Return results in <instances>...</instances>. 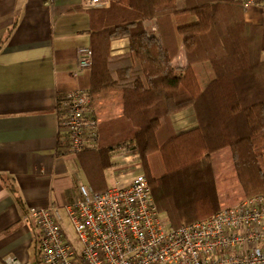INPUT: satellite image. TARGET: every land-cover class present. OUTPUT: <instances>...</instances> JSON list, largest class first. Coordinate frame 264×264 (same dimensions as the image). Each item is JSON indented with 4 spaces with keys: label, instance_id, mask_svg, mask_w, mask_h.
Wrapping results in <instances>:
<instances>
[{
    "label": "trees",
    "instance_id": "obj_1",
    "mask_svg": "<svg viewBox=\"0 0 264 264\" xmlns=\"http://www.w3.org/2000/svg\"><path fill=\"white\" fill-rule=\"evenodd\" d=\"M92 12L89 87L120 88L123 112L100 125L97 149L79 153L85 182L105 189L113 156L131 145L158 208L179 228L224 207L212 154L229 148L239 201L264 193V23L248 21L236 0H109ZM150 17L161 43L144 27ZM120 37L130 49L114 55ZM181 44L185 67L174 65ZM187 107L198 125L178 133L172 115Z\"/></svg>",
    "mask_w": 264,
    "mask_h": 264
},
{
    "label": "crops",
    "instance_id": "obj_2",
    "mask_svg": "<svg viewBox=\"0 0 264 264\" xmlns=\"http://www.w3.org/2000/svg\"><path fill=\"white\" fill-rule=\"evenodd\" d=\"M103 1L95 5L91 0H0V258L32 261L40 231L27 216L29 209L54 204L67 214V205L79 197V184L85 183L80 152L68 151L62 141V96L77 88L88 89L99 128L123 112L120 88H90L88 69H78V49L91 46L92 11L109 5V0ZM244 12L248 21L264 23V0ZM144 27L163 41L155 17L145 19ZM110 45L112 54H121L129 51L130 40L115 38ZM174 65H187L183 44ZM172 121L178 133L198 125L193 107L174 113ZM212 159L222 204L220 185L226 184V175L236 177L232 154L224 148L214 152ZM125 160L115 154L105 180L106 171L142 170L141 164ZM123 174L116 177L127 183L131 175Z\"/></svg>",
    "mask_w": 264,
    "mask_h": 264
},
{
    "label": "built area",
    "instance_id": "obj_3",
    "mask_svg": "<svg viewBox=\"0 0 264 264\" xmlns=\"http://www.w3.org/2000/svg\"><path fill=\"white\" fill-rule=\"evenodd\" d=\"M236 1L245 10L258 2ZM103 2L91 0L95 5ZM92 63L91 46H81L79 71L91 68ZM91 102L88 89L77 88L62 96V141L72 153L99 147V123L90 110ZM131 147L126 145L116 155L124 150L126 160L131 153L139 157ZM136 162L140 164L139 159ZM122 173L131 175L127 183L117 178L114 185L100 191L79 184V197L66 207L76 239L66 233L59 206L29 209L27 216L40 231L43 264H264V193L173 228L158 208L144 171ZM0 264L34 263L9 256L0 258Z\"/></svg>",
    "mask_w": 264,
    "mask_h": 264
},
{
    "label": "rangeland",
    "instance_id": "obj_4",
    "mask_svg": "<svg viewBox=\"0 0 264 264\" xmlns=\"http://www.w3.org/2000/svg\"><path fill=\"white\" fill-rule=\"evenodd\" d=\"M122 152H120L121 156H125L126 152L124 150ZM131 155H132L131 158L128 160H125V162H128L132 165L133 162L138 161L139 157L136 158L135 156H133L134 155L133 153H131ZM128 156L130 157V155H128ZM121 173H122V171H106V182L109 185H114L115 182L117 181V178H121V177H116V176H118V175L121 176ZM234 174H235V172H234ZM218 175H219V179H220V175H221L220 171H218ZM125 181L123 182L124 184H125ZM220 188H221V197L223 198V203H222L223 205L232 204V203L236 202L237 200H239L242 196V192H241L240 186L236 180V177L231 178L229 175H226V184L220 185ZM62 215H63L62 223H63V227H64L66 233L69 235V237L71 239H76V237H77L76 232H75V229L71 223V220L69 219L68 215L64 211H62ZM32 254H33L32 255V262L34 264H43L40 260V249H39V247H38V250L36 249V251H35V249H32Z\"/></svg>",
    "mask_w": 264,
    "mask_h": 264
}]
</instances>
